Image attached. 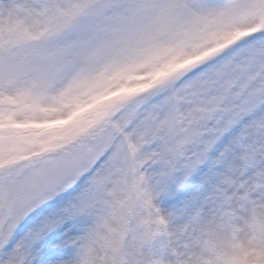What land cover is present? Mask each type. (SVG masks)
Returning a JSON list of instances; mask_svg holds the SVG:
<instances>
[{
    "label": "snow or ice",
    "instance_id": "obj_1",
    "mask_svg": "<svg viewBox=\"0 0 264 264\" xmlns=\"http://www.w3.org/2000/svg\"><path fill=\"white\" fill-rule=\"evenodd\" d=\"M0 264H264V0H0Z\"/></svg>",
    "mask_w": 264,
    "mask_h": 264
}]
</instances>
